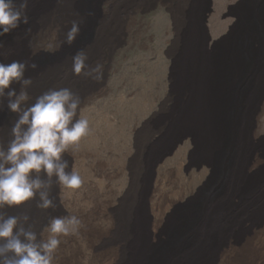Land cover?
<instances>
[{
    "label": "rangeland",
    "instance_id": "374dc122",
    "mask_svg": "<svg viewBox=\"0 0 264 264\" xmlns=\"http://www.w3.org/2000/svg\"><path fill=\"white\" fill-rule=\"evenodd\" d=\"M141 1L116 0L112 6L103 4L100 13L103 15L101 23L104 27V38L93 54L87 55L86 61L91 68H95L97 62L103 65L101 73H93V76L102 74V78L95 80L87 75L77 76L72 73L71 77L68 74L64 79L65 86L81 97L83 115L90 122L91 132L79 143L75 156L66 152L62 157L68 162L66 172L75 169L84 183L77 190L62 189L54 176L49 195L55 207L39 208L37 206L39 196L24 203L28 204V208L33 207L31 210L28 209L24 216H29L27 224L34 225L33 230L37 232L38 238L52 217L74 215L82 222L79 233L63 238L64 242L58 250L57 258L64 257L62 259L64 262L65 260L72 262L75 259L79 264L102 263L100 259L105 251L92 249L91 241H95L96 246L100 247L98 234L112 231V234L108 233L112 237L117 233L116 215H130L134 199L136 198L135 204L138 203L137 200L143 192L140 184L145 162L148 156L154 153L157 145L160 143L163 145L168 141L169 138L162 136L170 127L171 118L177 113L176 91L179 92L173 79V65L177 64L182 54L181 44L177 42L176 37L181 31L185 32V35L194 33L192 16L195 12L188 8L185 0H171V5L156 1L139 10L138 3ZM211 2L212 12L206 14L205 29L200 31V37L197 36L195 42L201 55L206 53V56L211 58L223 55L221 58L223 64H229L226 55L238 45L242 31L237 11L239 9L243 12L244 8L247 9L249 1L211 0ZM205 3V0L201 1L197 10L200 14L205 8ZM86 4L87 17L80 22L81 32L77 40L70 46L64 44L54 53L41 48L42 50L37 51L35 55L32 54L33 63L42 67L61 59V62L55 64H68V61L72 64V60L67 61L66 58L70 53L73 55L78 49H83L90 43L86 39L92 29V22L94 19L95 22L98 21L93 0ZM118 40L119 45L116 46L115 42ZM208 81L215 93L210 79ZM256 124V132L255 134L253 132L252 140L249 142L250 155L248 148L246 154L240 155L241 162L245 163L246 183L264 174V164L260 166L261 168L251 169L253 152L257 150L261 154L264 152V103ZM8 142L10 139H7ZM202 156L204 153L198 152L194 140L188 138L178 144L162 162L151 166L145 205L147 224L152 222L149 228L157 217L164 220L160 212L155 213L152 209L150 195H160L157 204L160 208L163 207L162 209L164 206L170 207V203L178 200L173 213L179 218L182 213L199 206L214 188L222 187V181L218 179L215 169L199 167L198 162ZM211 157L219 170L222 161L221 151L212 153ZM40 177L47 180L43 172L40 173ZM154 188L157 189L156 193H153ZM229 204L227 210L235 206L231 201ZM262 216L261 227L256 226L258 225L256 215L253 216L254 219L250 217L237 222L239 231L233 232L229 238L226 234L221 249L229 242L239 244L247 237L253 238L255 232L257 235L254 238L257 239L253 240V245L264 244V211L263 215H258L256 219H262ZM175 225V222L173 224L165 222L162 226H168L166 229L172 231ZM230 228L233 231V227ZM94 236H97V239ZM113 242L115 244H111L110 249H121L125 246V243H120V246ZM169 243L164 239L153 240L151 252L165 250L172 244ZM124 258L123 255L122 259Z\"/></svg>",
    "mask_w": 264,
    "mask_h": 264
},
{
    "label": "bare ground",
    "instance_id": "6f19581e",
    "mask_svg": "<svg viewBox=\"0 0 264 264\" xmlns=\"http://www.w3.org/2000/svg\"><path fill=\"white\" fill-rule=\"evenodd\" d=\"M88 1L30 0L28 7L30 24L21 25L18 30L0 37V41L4 44V48L0 49V62L7 64L19 60L33 63V48L41 49L49 43H61L73 20L79 22L86 20ZM142 1L138 3L139 10H143L156 1L168 5L172 3L171 0ZM185 1L188 8L195 12L192 16L194 33L185 35V32L181 31L182 33L178 32L176 37L177 42L181 44L182 56L178 58L177 64L173 65V79L179 93L176 91L177 113L175 117L173 116L174 118H171L170 127L162 136L169 139L163 145L162 143L157 145L154 153L148 156L140 184L143 192L137 200L138 203L135 204L136 198L134 199L130 215H116L117 233L113 235L114 237L108 234L112 231L107 234H98L100 247L96 246L95 241L90 240L92 249L105 251L100 259L103 264H264V244L253 245V240L257 239L254 238L257 235L256 232L253 238L247 237L239 244L229 242L221 249L225 243L224 236L227 234L229 238L233 232L239 231V225L236 224L241 222V219L250 217L254 219L253 216L256 215L255 220H258L256 226L261 227L263 222V216L262 219L256 218L258 215H263L264 211V174L246 183L245 163L241 162L240 155L246 154L248 149L250 155L249 142L252 140L253 132L254 134L256 132V121L264 103V0H247L249 1L247 9L244 6L243 12L238 9L237 14L242 23V31L238 45L226 55L229 64H223L221 59L223 55L214 58L207 57L206 53L201 55L195 42L197 36L200 37V31L205 29L206 14L212 12L211 0H205V8L201 14L197 10L201 1L204 0ZM115 2L116 0H93L98 21L95 22L94 19L92 22V29L86 39L90 43L83 48L85 52L89 51L87 55L93 54L104 38V27L101 23L103 15L100 13L103 10V4L112 6ZM28 28L31 31H28ZM118 43L119 40L115 42V45H119ZM70 54V58L69 56L66 58L67 61L71 60ZM59 62L61 59H56V62L52 64L37 66L36 69L29 67L26 70L25 75L33 79V84L26 89L30 99L22 105V108L33 105L38 96L50 89L67 86L64 79L68 77V74L71 77L72 64H69L70 61L68 64H55ZM221 66L222 69H220ZM13 87L17 92L21 89L19 84H14ZM7 103V96L0 98V145L5 149L9 143L7 139H13L11 126L18 119V114L10 111ZM188 138L194 140V146L198 152L204 153V156L199 159V167L215 169L218 179L222 181V187L214 188L199 206L182 213L179 218L173 213L178 200L170 203V207L164 206L162 209L163 207L160 208L157 204L160 195L148 196L152 209L155 213L160 212L164 219L160 220V217L159 219L157 217L149 228L152 222L147 224L145 205L148 195L146 187L150 181V171H152L150 168L162 162L178 144ZM216 151L222 153L219 170L211 157ZM253 153L251 169L264 164V152L261 154L257 150ZM156 192L157 189L154 188L153 193ZM230 201L235 206L227 210ZM32 208H28V204H22L5 206L2 211L6 216L21 218L20 223L27 228L28 224L22 220V217L28 209ZM165 222L172 224L175 222L176 225L171 231L166 229L168 226H162ZM160 239L172 244L165 250L151 252L153 240ZM113 241L119 245L125 243V246L121 249H110V245L115 244ZM123 255L124 259H122ZM62 259L58 258L59 264H79L75 259V262L74 260L64 262Z\"/></svg>",
    "mask_w": 264,
    "mask_h": 264
},
{
    "label": "clouds",
    "instance_id": "9594fccd",
    "mask_svg": "<svg viewBox=\"0 0 264 264\" xmlns=\"http://www.w3.org/2000/svg\"><path fill=\"white\" fill-rule=\"evenodd\" d=\"M29 3L30 0H0V37L30 24ZM80 32V22L73 20L64 40L49 43L43 50L54 53L64 44L70 46ZM3 48L0 41V49ZM39 50L33 48L32 54ZM71 60L74 75L102 78V74L93 76V73H101L103 65L99 62L95 68L87 65L84 49H78ZM29 67L36 69L37 65L19 60L0 62V98L7 96L8 109L18 114L12 127L13 139L6 149L0 145V264H59L57 253L63 238L75 236L81 229L82 222L76 216L52 218L38 238L32 225L25 228L21 218L6 217L2 210L5 206L22 205L36 196L39 208L55 207L49 195L54 176L62 189H80L83 178L75 169L66 172L68 162L62 157L66 152L75 156L77 146L91 128L83 115L81 97L69 87L50 89L38 96L33 105L22 108L30 99L26 89L33 84V79L25 75ZM14 84L21 86L19 92ZM41 172L47 180L40 177ZM22 220L26 223L29 216H23Z\"/></svg>",
    "mask_w": 264,
    "mask_h": 264
}]
</instances>
